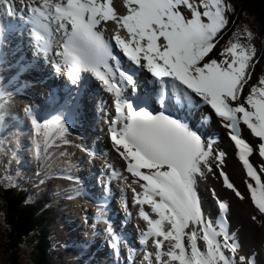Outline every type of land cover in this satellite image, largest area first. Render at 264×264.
Segmentation results:
<instances>
[{"label":"snow or ice","instance_id":"snow-or-ice-1","mask_svg":"<svg viewBox=\"0 0 264 264\" xmlns=\"http://www.w3.org/2000/svg\"><path fill=\"white\" fill-rule=\"evenodd\" d=\"M123 3L126 12L121 14L112 0H0V43L8 30L5 18H19L29 27L34 55L51 56L57 75L63 74L77 89L86 76L94 78L110 96L107 139L132 184L142 189H132L133 204L139 205V218L147 225L139 228V244L146 249L151 239L153 246V251H145L149 264L153 256L155 264H256L255 253L252 258L239 254L243 245L230 231V200H244L245 193L224 167L229 155L238 159L247 177L243 183L264 224V75L253 80L258 62L253 31L247 25L235 26L236 9L228 0ZM108 22L123 29L126 37L112 34ZM27 67L19 65L21 70ZM14 79L0 81V132L10 115L7 105L14 92L8 89ZM104 105L101 100L99 107ZM25 112L37 160H44L52 147L72 143L63 111L41 118L29 105ZM201 120L227 138L231 153L221 148L220 137L214 140ZM10 143L0 136V154L9 152ZM77 147L95 155L83 143ZM105 167L113 169L110 163ZM104 175L107 193L117 173L113 169ZM217 176L222 178L224 195L216 187L210 189L217 206L213 219L206 214L200 185ZM3 179L6 187H19L12 175ZM68 179L78 180L71 175ZM72 192L82 194L78 184ZM122 203L131 217L127 201ZM95 215L107 224L108 244L120 257L122 241L105 208L99 207ZM164 241L169 242L166 250ZM123 246L129 253L125 264H134L136 249L126 242Z\"/></svg>","mask_w":264,"mask_h":264},{"label":"bare ground","instance_id":"bare-ground-1","mask_svg":"<svg viewBox=\"0 0 264 264\" xmlns=\"http://www.w3.org/2000/svg\"><path fill=\"white\" fill-rule=\"evenodd\" d=\"M229 3H231V2H229ZM20 58H21L22 61L26 60L27 59V54L25 52H23L20 55ZM1 68H2V63L0 62V70H1ZM13 76H14V74H9V77H10L9 80L13 79L12 78ZM19 76H20L19 78H15L14 79L13 83L17 84L18 86H20L23 90L31 91V98L30 99L36 98L38 100L37 104L39 106V109H37V112H40V114H41L40 117L43 118L45 116L54 115L57 112L63 111L65 113V119L70 122L69 124H71V130H72L73 121H70V119H69V116H70L69 112L66 109H64L62 106L58 105V103L56 101H54L53 104L47 102L46 95L43 96V90H45V88L47 87L48 84L43 81V76L40 75L39 71L38 70H34L31 74H22L20 72ZM8 90H14V86L12 85L11 87H9ZM17 111H19V110H15V113H18ZM93 112H94V110H93ZM18 118H20V117H18ZM16 121L19 122V120H16ZM69 127H70V125H69ZM84 127H85V130H86V132L88 134L92 133L97 138H98V136H101L100 132H101L102 129H99L98 132H96L98 127L95 124L92 123L90 125V124H86L85 123ZM209 129L214 132L215 127L212 125V126H209ZM78 132H80V129H78ZM209 133H210V131H209ZM71 137H72V132H71ZM85 137H86V135H85ZM218 137H220V141H219L220 142V146L227 150L228 149L227 141L226 140L223 141L221 139L220 135H218ZM105 147L106 146L103 145L101 153L104 152V148ZM107 148H108V146L106 147V149ZM254 158H255V160H258L257 156H254ZM104 160H106V159H104ZM25 161H26V163L28 165H30V163L27 162V160H24V162ZM72 161H73V159H72ZM225 167H226L225 171H227L228 173L231 174V176L235 180L236 184H239V185L242 186L244 184L243 181L246 180V177L244 176L243 171L240 169L238 163L233 160L231 155H229V157L227 158ZM241 177H242V180H241ZM219 180L216 177L215 178L209 177V181L208 182H206V183L204 181L203 182L206 185H209V186L216 185V186L220 187V189H221L223 186H221ZM201 190L202 189L200 187V193H201ZM222 195H224L223 191H222ZM85 198L87 200L89 208H93L92 205L93 204H97L96 207H94V208H96V211H97V209L102 206L101 204L96 203L97 201H95V199L88 197V195H86ZM204 200L206 202V209L211 211V212L215 211L214 207L211 204H209V200H206V199H204ZM79 210L82 211V212L85 211L84 208H81ZM105 210L107 211V209H105ZM232 211H233V215H234V217L232 218V226L234 224H236V223H237V226H239V227H240V225L243 226L242 227L243 235L239 239L240 243L244 244V246H243L244 252H242L241 254H245L247 251H250L252 253L253 247L256 246L257 244L261 243L262 239L264 237V233H263L264 225L261 224V222H260L262 218L260 217L259 213L254 208V206H252L250 201H248V200H245V203H243L242 201L234 200L233 203H232ZM52 212L56 213V211H53V210H52ZM109 215L114 220V227L116 228V226H117L116 222L117 221H116L115 213L110 212ZM248 215L251 216V217L256 216V220H254L255 222L252 221L249 218ZM86 217L88 219V216H86ZM71 224L75 225V226H76V224H79V225H82V226L84 225V223H82L80 220H76V223H71ZM101 224L103 225V229H102L103 233L106 236L105 244L102 243L98 247H94V245L90 241H83L82 245L85 246L86 248H88L89 250H93V251L101 250V247H103V248L105 247V250H108L111 253H114L113 249L108 244V237H107V234L105 232V228L107 227V224H105V223H101ZM126 227H128V226H126ZM116 232L118 234L120 233L118 231V229L116 230ZM105 236H104V238H105ZM119 237H120V235H119ZM55 238H59V237L55 236ZM120 238H121V241H122V244H121L122 254H121V256L119 258L123 262H125V260L127 258L126 257V253L127 254H129V253H128V249L125 248L123 246V244H124V242L126 240L131 241V237L122 234V237H120ZM60 239L63 240L62 238H60ZM91 256H92L94 264H96L97 257L92 255V254H91ZM102 258H104V257H102ZM132 258H133L134 264H136V262H137V254L136 253H132ZM260 262L261 261L259 260V264H260Z\"/></svg>","mask_w":264,"mask_h":264},{"label":"trees","instance_id":"trees-1","mask_svg":"<svg viewBox=\"0 0 264 264\" xmlns=\"http://www.w3.org/2000/svg\"><path fill=\"white\" fill-rule=\"evenodd\" d=\"M240 6L244 5L246 13L253 19L259 20L257 35L264 37V0H230ZM233 5V4H232ZM234 6V5H233ZM243 28V27H242ZM257 37V36H255ZM2 198L0 216L5 223L2 231L4 252L11 258V264H22L21 247L28 249L29 264H57L53 255L48 251L47 231L50 228L48 214L38 215L35 207L23 203V196L16 191L0 190Z\"/></svg>","mask_w":264,"mask_h":264},{"label":"rangeland","instance_id":"rangeland-1","mask_svg":"<svg viewBox=\"0 0 264 264\" xmlns=\"http://www.w3.org/2000/svg\"><path fill=\"white\" fill-rule=\"evenodd\" d=\"M233 5H234V7L236 8V5H237V3H235V2H233L232 3ZM237 6H239V4L237 5ZM235 15H237V13H235ZM239 15H241V11H240V14ZM232 19H234V15L232 16ZM235 21V20H234ZM237 23V22H236ZM259 24H260V22H259V20H256V19H253L252 17H250L246 12L243 14V16H242V19H241V22L239 23V25H238V27L239 28H242V27H244L245 25H247L250 29H253L254 27H256V30H259ZM231 31H234V30H231ZM230 34V33H229ZM263 40H264V37L262 38V40L260 41L261 42V44H263ZM259 45H260V43H259ZM260 49L258 50L257 49V60H258V62H257V64H259L260 65V63H261V60H259L260 58H261V55L264 53V47H263V45L261 46V47H259ZM264 61V60H263ZM255 72V71H254ZM261 73H262V75H264V65H261ZM258 76H257V74L256 73H253V80L254 81H257L258 79ZM54 165V162H51L50 164H49V167L51 168L52 166ZM54 170V169H53ZM52 170V175H51V177L50 178H55V181L57 182V183H60L61 181L60 180H57L56 178H57V176H59V175H57V172H54ZM47 176H48V174H47ZM34 175H32L31 173H30V177H28V181H27V183H26V187L27 186H29V185H32V184H36L35 182V179H34ZM2 178V177H1ZM4 178V177H3ZM2 178V180L3 181H6V180H4ZM37 180V179H36ZM36 189L38 190L39 188L36 186ZM0 204H1V202H0ZM4 220L3 219H1V216H0V264H11V258H10V256L7 254V253H5L4 252V250H3V233H2V231L4 232V230L3 229H5L6 227H5V223L3 222ZM21 251H22V255H21V257H20V259H21V261H22V264H29L30 263V259H29V254H28V249L24 246V245H22V247H21Z\"/></svg>","mask_w":264,"mask_h":264}]
</instances>
